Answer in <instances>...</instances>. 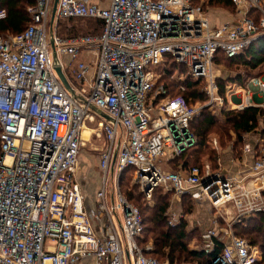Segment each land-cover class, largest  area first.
Returning <instances> with one entry per match:
<instances>
[{"label":"built area","instance_id":"built-area-1","mask_svg":"<svg viewBox=\"0 0 264 264\" xmlns=\"http://www.w3.org/2000/svg\"><path fill=\"white\" fill-rule=\"evenodd\" d=\"M230 1L241 17L215 25L195 0H58L52 23L53 0H35L20 32L0 35V264H167L148 255L152 241H140V212L119 188L127 168L148 203L161 188L173 199L206 200L221 219L230 217L228 206L234 210L225 229L213 226L202 236L208 254L215 252L214 239L223 243L205 264L259 260V248L236 236L233 226L264 215V149L242 148L255 156L247 174L259 181L254 187L208 165L174 172L162 164L194 144L191 120L206 108L226 107L227 96H241L227 110H264V77L220 95L216 54L233 59L264 38V0ZM250 10L259 13L258 22ZM70 19L100 20L103 28L95 38L63 39L56 22ZM0 20H7L4 11ZM82 56L95 60L82 62ZM166 57L203 79L204 103L164 96L156 69ZM87 123L104 141L96 208L88 207L76 179ZM212 144L217 149L215 139ZM170 210L168 224L175 226Z\"/></svg>","mask_w":264,"mask_h":264},{"label":"trees","instance_id":"trees-1","mask_svg":"<svg viewBox=\"0 0 264 264\" xmlns=\"http://www.w3.org/2000/svg\"><path fill=\"white\" fill-rule=\"evenodd\" d=\"M196 2L198 0H195ZM207 5H223L232 7L230 0H206ZM35 5V0H0V11H4L7 16H13L20 20H26L28 17L27 9ZM255 14L259 17L256 10H250L249 14ZM258 14V15H257ZM81 21L82 24L88 25L85 29L86 34L82 36H91L90 33L100 34L103 24L100 20L94 19H70L58 20L56 22L55 31L60 37L62 26L67 29L68 33L65 38L78 37L75 34V27H68ZM67 26H66V25ZM71 24V25H69ZM21 28L17 24H13L8 20H0V35H13L19 33ZM172 65L160 66L156 71L164 72V75L157 81V85H162L165 89V95L170 98L182 97L187 104L204 103L207 100L203 92V79H193L187 76L186 79H174L172 77L176 72V66L185 72V67L175 63L170 57ZM221 63H229L244 67L249 75L244 78L241 74L234 77L217 79L220 95L224 96L227 84H237L244 87L252 78V72L264 64V38L254 41L245 51L233 58L226 59L221 52L216 54L214 65L220 66ZM179 71L180 73H182ZM252 73V74H251ZM163 96V97H164ZM223 119L214 116L208 110H203L199 115L194 117L189 123V131L194 137V144L184 150L178 157L169 161L170 166H177L179 170L190 171L192 168L203 169V159L210 163L212 170L218 168V160L216 151L212 145V138H216L219 148H224L233 158L240 157L241 149L244 147V134L257 135L262 141L264 149V110L257 107L246 108L241 111L222 110ZM258 145H252L255 153L259 152ZM201 162V164H200ZM133 174L132 168L125 169L119 180L122 195L133 205H137L143 224V232L140 241L150 237L153 240V247L148 255L167 264H205L217 252H219L223 243L214 239L215 252L208 254L205 251L191 250L188 246L191 235L186 231V223L180 221L175 226L168 224L167 210L169 208L170 193H166L163 189L158 188L153 192L152 205L144 200L143 195L139 192L137 186H129V178ZM183 200H189L183 197ZM144 202V203H143ZM148 203V204H147ZM191 208H188V213ZM236 236L246 239L251 245L257 246L260 250L259 260L255 264H264V215H253L248 219H244L240 224L233 226ZM257 234V236H254Z\"/></svg>","mask_w":264,"mask_h":264},{"label":"rangeland","instance_id":"rangeland-1","mask_svg":"<svg viewBox=\"0 0 264 264\" xmlns=\"http://www.w3.org/2000/svg\"><path fill=\"white\" fill-rule=\"evenodd\" d=\"M197 4L201 5L206 16L211 21H215V22L218 21L221 23V22H224V21L228 20L229 18H233L235 15L239 14L237 8L234 5L232 7H230V6L227 7V6H223V5L212 6V5H207L206 0H198ZM254 15L255 14L252 13L251 15L249 14L248 16L251 19H253L254 21L258 22V20L260 19V15H259V17L256 16V19H255ZM235 20L236 19H234V21ZM70 23H75V24L74 25L69 24L71 26H68L66 28L69 29V27L74 26L75 27V34L74 35H78V37H82V35H85L86 32H88L85 30L88 27L87 24L84 25V24H82L81 21L70 22ZM18 25H19V27H22V26H24V23L20 22ZM64 27L65 26H62L61 31H60V34H61L63 39L65 38L64 37L65 34L68 33L67 29H64ZM90 34H91L92 38H95L99 35L96 32L93 34L92 33H90ZM87 60L89 62H93L95 60V58L91 57L90 59H87ZM83 61H84V59H83ZM164 65L165 66L172 65L171 60L168 59L167 61H165ZM218 67H219V71H220V76L223 78L234 77L236 74H241L244 78H246L247 75H249V73L247 71H245L246 69L242 66H237V65H233V64H229V63H221L220 66H218ZM175 68L177 70L172 77H174V79H177V78L181 79V81H183V79H186V71L185 72L181 71L182 69L180 67L178 68V66H176ZM213 68H215L214 65H213ZM179 71H181L182 73H180ZM252 73H251L253 75L252 77L264 76V64ZM156 74L158 75V79H160V77H162L164 75V72H163V70L162 71L160 70V71H157ZM226 102H228V100H226ZM199 104H202V103H199ZM226 107H223L221 109H219V108H217V109L206 108L205 110H208L217 118L223 119L221 111L228 109V107H229L228 103H226ZM85 129H87L88 131L84 130V133L86 132L88 135L84 134L85 136H82L83 137V144H82L81 149H80L79 166H78L77 173H76V179L80 182V184L83 188V192L85 195V202L88 205V207L96 208L94 195H95L97 189H99V187L101 185V174H100V171L98 168V163H99L100 152L104 147V141H103L102 132L99 130V128L96 125H93L92 123H87ZM212 139L214 140L216 138L213 137ZM213 147H214V145H213ZM215 151H216L217 157H220V159H222L221 156H223L227 152L226 149L219 148L218 144H217V149H215ZM202 161L204 163L203 168L206 165H208L211 168V165L209 162H207L205 159H203ZM162 164L166 170H171L174 172L179 170V168H178L179 164H177V166H174V165L170 166L169 161L163 162ZM200 164H201V162H200ZM127 182L129 183L130 187L133 185L132 184V176H131V178H129V181L127 180ZM107 184H109V179H108ZM112 184H113V181L111 180L110 185H112ZM119 188H120V185H119ZM120 192H121V190H120ZM109 202L110 201L107 200L108 206H110ZM196 202H198V201H192V200L188 201V200H183V199L172 200V195H171L169 198L168 210L171 209L170 211L172 213H174L175 216L177 217L176 222H175L176 224H178L180 221H183L186 223V231H187V233H189L191 235V238H190L189 243H188L189 248L191 250H195V251H203L202 249H203V245H204V240L202 239V236L204 234H206V232L208 230H211L213 228V226L217 227V231H218L219 229H225L227 224H226V222H223L221 220L219 221V219H217V217H218L217 211L212 210L211 207L209 208L208 205L205 204L206 202L204 203V202H202V200L199 201L198 203H196ZM149 204L152 205V202H150ZM188 208H191L189 213L187 212ZM227 209H229L230 213H231L230 217L225 216V218H227V220H228V218L230 219L231 217L235 216V212L229 206L227 207ZM168 219H170L169 216H168ZM113 220H114L115 224L117 225V221H116L115 217H113ZM210 221H212V222H210ZM254 236H257V234H255ZM223 237H224V235H223ZM145 240L153 242V240L150 237H147V239H145Z\"/></svg>","mask_w":264,"mask_h":264},{"label":"crops","instance_id":"crops-1","mask_svg":"<svg viewBox=\"0 0 264 264\" xmlns=\"http://www.w3.org/2000/svg\"><path fill=\"white\" fill-rule=\"evenodd\" d=\"M248 15H249V13H248ZM241 17V14L239 13L238 15H235L233 18H229L228 20H226V21H224V22H218V21H211L210 19V21L212 22V23H214L215 25H217V24H222V23H226V22H233L234 21V19H238V18H240ZM7 20L8 21H10V22H12L13 24H19L20 22H23V23H25V20H20V19H17V18H15V17H13V16H7ZM20 28H23V26L22 27H20ZM84 59V61L85 62H89L87 59H90L91 57H86V56H82L81 57V60L80 61H82L83 62V59ZM214 72L217 74V79H224L223 77H221L220 76V71H219V67L218 66H215L214 65ZM261 77H264V76H261ZM252 78H256V77H252ZM251 78V79H252ZM249 82V81H248ZM247 82V83H248ZM227 87H230V88H232V87H235V88H237V87H239V88H244V87H241V86H238L237 84H227V86L225 87V89L227 88ZM225 95H226V93L224 94V96H222V97H225ZM236 97L237 98H239V97H241L239 94H237L236 95ZM236 97L235 96H227V98L225 99V101L226 100H228V102H226V103H228V106H230V102H235L236 100ZM229 108V107H228ZM85 134V133H84ZM84 134H83V136H84ZM243 139H244V143H252V144H257L258 145V149H259V151L261 150V149H263V147H262V141H260L259 139H258V137H257V135H253V134H244L243 135ZM213 140V139H212ZM216 140V139H215ZM217 141V140H216ZM217 151V150H216ZM222 157V159H220L219 158V160H218V168L216 169V170H212V168H211V170L212 171H214V172H220V173H223V176L226 178V179H230V180H232V181H237V182H239L240 184H243V185H245V186H250V187H254V186H257L258 184H259V181L256 179V178H254V177H248L247 176V174H249L250 173V168H251V165H252V163H253V161H254V159H255V156L252 154V153H248V154H243V152H242V149H241V154H240V157H238V158H233L232 157V155L229 153V152H226L223 156H221ZM247 177V178H244V179H241V177ZM236 179V180H235ZM98 190V189H97ZM167 193V192H166ZM172 194L170 193V196H171ZM94 197H95V195H94ZM173 197V196H172ZM186 197V196H185ZM183 198V197H182ZM181 198V199H182ZM189 198V197H188ZM172 200H180V199H173L172 198ZM189 200H191L190 198H189ZM199 201H201V200H198V202ZM198 202H196V203H198ZM202 202H206L205 204L206 205H208V207L210 208V205H209V203L206 201V200H202ZM92 208V207H91ZM228 212H230V210L228 209ZM217 219H219V221L221 220V221H223V222H226V220H227V218H225L224 217V219H221V218H218L217 217ZM211 220V219H210ZM230 219L228 218V220L227 221H229ZM210 222H212V221H210ZM227 223V222H226ZM81 264H95L93 261H91V260H83L82 262H81Z\"/></svg>","mask_w":264,"mask_h":264},{"label":"water","instance_id":"water-1","mask_svg":"<svg viewBox=\"0 0 264 264\" xmlns=\"http://www.w3.org/2000/svg\"><path fill=\"white\" fill-rule=\"evenodd\" d=\"M57 1L58 0H53L52 12H51V17H50L51 23L54 20V14H55V9H56ZM55 72H56V74H57L60 82L62 83L63 87L66 90H68L69 92H72L71 89H70V86H69L68 82L66 81V79H65L64 75L62 74V71L60 70L59 67H56L55 68ZM96 113L100 114V112L98 110H96ZM114 158H115V154H114ZM204 184L206 186L207 182H205Z\"/></svg>","mask_w":264,"mask_h":264},{"label":"bare ground","instance_id":"bare-ground-1","mask_svg":"<svg viewBox=\"0 0 264 264\" xmlns=\"http://www.w3.org/2000/svg\"><path fill=\"white\" fill-rule=\"evenodd\" d=\"M84 130H85V131H88L87 129H84ZM84 130H83V134H84ZM85 135H88V134L85 132ZM85 135H84V136H85ZM82 136H83V135H82ZM86 137H87V136H86Z\"/></svg>","mask_w":264,"mask_h":264}]
</instances>
